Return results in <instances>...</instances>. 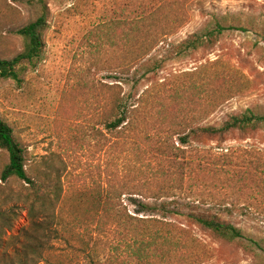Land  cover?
Segmentation results:
<instances>
[{
	"label": "rangeland",
	"instance_id": "374dc122",
	"mask_svg": "<svg viewBox=\"0 0 264 264\" xmlns=\"http://www.w3.org/2000/svg\"><path fill=\"white\" fill-rule=\"evenodd\" d=\"M46 3L49 17L42 55L27 65L21 83L0 79V118L10 125L27 150L29 174L51 177L52 183L61 189L58 206L64 207V213L71 212L78 203H87L86 197L76 196L78 192L105 187L104 167L108 165L129 186L155 187L154 155L141 158L132 147L119 152L95 147L91 134L94 102L87 88L82 90L78 82L86 80L89 72H95L93 64L102 65L116 55L113 46L120 36V22L153 11L157 2L46 0ZM166 3L162 9L165 13L158 15L154 26L163 29L162 41L170 44L176 45L196 32L211 17H228L227 25L233 28L211 49L173 61L163 74L180 76L196 70L193 75L196 83L207 74L222 76L234 96L204 123H219L226 116L246 109L264 115V0H166ZM38 8L35 0H0V60H11L21 52V40L15 32L36 18ZM236 17H240V22ZM161 45L157 51L165 55L166 48ZM109 75L105 68L94 77L97 82L111 83ZM175 81L178 83L175 78L170 79ZM194 148L188 149L186 158L209 169V174H205L206 188H201L205 191L204 205L192 203V199L178 192L160 200L152 198L151 192L125 195L121 203L128 214L147 219L144 225L148 228H163L166 227L163 224L169 223L172 225L169 228L179 234L183 227L192 231L187 235L186 250L179 253L181 264L194 263V257H199L201 264H264V129L234 133L222 141H209L204 147ZM6 160V154L0 150V169ZM20 192L17 185L0 182V212L10 219L9 229L0 230V264H37L45 259L52 263L82 264L86 255L94 252L108 264H170L173 259L159 254V245L165 243L162 238L149 236L146 246L138 252L136 238L121 228L96 231L92 227L87 232L85 228L65 225L61 220L65 214L57 212L58 209H54L56 218L49 217L44 229L39 230L33 223H40L43 218L35 213L32 214L36 218L31 216L18 197ZM192 205L214 210L231 220L254 244L246 247L218 241L187 224L181 216L171 217L166 212ZM138 224L134 222L135 226ZM87 242H94V251L85 246Z\"/></svg>",
	"mask_w": 264,
	"mask_h": 264
},
{
	"label": "trees",
	"instance_id": "16d2710c",
	"mask_svg": "<svg viewBox=\"0 0 264 264\" xmlns=\"http://www.w3.org/2000/svg\"><path fill=\"white\" fill-rule=\"evenodd\" d=\"M35 1L39 6L36 18L15 32L21 40V52L11 60H0L1 80L21 83L27 65L33 64L43 53L49 9L46 0ZM152 1L157 2L153 11L142 12L134 20L120 22V36L113 46L116 55L102 65L93 64L95 72H89L86 80L82 79L78 84L82 90L87 88V94L94 102L91 134L95 147L113 152L132 147L141 158L148 154L154 155L157 166L152 174L156 178V186L151 188L153 190L148 186L127 185L116 169L108 165L104 167L105 187L97 188L94 192H78L76 196L86 197L87 203H78L71 212L64 213L62 203L61 207L58 206L61 189L52 183L49 175L29 174L27 150L15 137L10 125L1 118L0 150L6 154L7 160L0 169V182L19 187L21 192L18 197L27 205L31 216L35 213L43 218L40 223H33L39 230L44 229L49 217L56 218L54 209H58L57 212L65 214L61 217L65 225L85 228L87 232L92 227L96 231L121 228L136 238L138 252L146 246L145 241L149 236L162 238L165 243L159 245V254H166L167 260L173 258L170 264H181L179 253L186 250L187 235L192 231L183 227L182 234H179L169 228L172 226L169 223L163 224L166 226L164 229L157 226L148 228L144 225L147 219L128 214L121 203L122 196L151 192L152 198L160 200L163 197L171 198L172 193L178 192L192 199V203L201 202L204 205L202 199L205 191L201 188H206L205 174H209V169L199 163L194 165L195 161L187 159L185 154L188 149L204 147L209 141H222L234 133L246 134L262 130L264 115L246 109L226 116L219 123H204L221 104L234 96L222 76L218 73L207 74L200 83H196L193 78L196 70L180 73V76L163 74L173 61L184 60L215 46L227 31L233 30L231 25H227L229 18H208L196 32L173 45L167 40L162 41L165 36L163 29L157 30L154 26L158 15L165 13L162 9L166 7V0H149V4ZM236 21L240 22V17H236ZM161 43L162 48H166L163 50L165 55L157 51ZM105 68L110 74L108 79L113 80L111 83L95 80V74ZM174 78L178 83L170 82ZM169 84L172 85L167 87ZM210 200H214L213 197ZM192 206L179 211L166 209V212L171 217L181 216L187 224L207 232L218 241L241 243L246 247L254 244L231 220L222 218L214 210L200 205ZM9 220L5 212H0V230L9 229ZM134 222L139 224L135 226ZM85 246L94 251V242H87ZM192 262L187 264H201L202 261L194 257ZM37 264L65 263H52L45 259ZM82 264L108 263L94 252L88 253Z\"/></svg>",
	"mask_w": 264,
	"mask_h": 264
}]
</instances>
